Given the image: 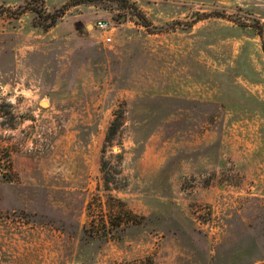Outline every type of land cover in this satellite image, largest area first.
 <instances>
[{"label": "rangeland", "instance_id": "rangeland-1", "mask_svg": "<svg viewBox=\"0 0 264 264\" xmlns=\"http://www.w3.org/2000/svg\"><path fill=\"white\" fill-rule=\"evenodd\" d=\"M27 2L0 0V264H264V0L83 4L48 31Z\"/></svg>", "mask_w": 264, "mask_h": 264}, {"label": "trees", "instance_id": "trees-1", "mask_svg": "<svg viewBox=\"0 0 264 264\" xmlns=\"http://www.w3.org/2000/svg\"><path fill=\"white\" fill-rule=\"evenodd\" d=\"M124 0H70L67 4H64L60 9L54 10L52 12H46L43 8L42 0H29L17 13L16 16H20L26 12H31L34 15L35 27L42 29L43 31H48L53 28L58 20L62 18L65 12L71 8L78 5L88 4L95 5L100 2H120ZM135 16L140 19L145 28L149 27L148 22L145 18L138 12ZM120 127L118 116L110 123L109 129L105 136V143H111L116 135L117 130ZM104 186L109 190V179L105 178ZM129 222V220H127Z\"/></svg>", "mask_w": 264, "mask_h": 264}, {"label": "built area", "instance_id": "built-area-1", "mask_svg": "<svg viewBox=\"0 0 264 264\" xmlns=\"http://www.w3.org/2000/svg\"><path fill=\"white\" fill-rule=\"evenodd\" d=\"M94 29L102 34L101 41L105 44L111 43L113 26L107 20H98L94 23Z\"/></svg>", "mask_w": 264, "mask_h": 264}]
</instances>
